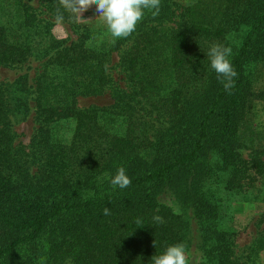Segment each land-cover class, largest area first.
I'll list each match as a JSON object with an SVG mask.
<instances>
[{"label":"trees","instance_id":"16d2710c","mask_svg":"<svg viewBox=\"0 0 264 264\" xmlns=\"http://www.w3.org/2000/svg\"><path fill=\"white\" fill-rule=\"evenodd\" d=\"M29 1L0 0V64L40 65L33 89L26 73L11 93L0 84V264H152L177 243L199 252L198 264H238L215 191L219 180L228 191L264 190V145L237 152L246 106L264 104V0H198L172 26L161 0L157 16L146 10L117 39L126 89L111 90L110 107L86 109L77 100L104 94L113 50L85 33L56 39L57 10L70 26L76 19L59 0ZM213 43L232 48L231 94L211 68ZM29 95L37 129L24 153L12 114ZM121 166L131 178L123 189L110 182ZM258 236L247 261L264 250Z\"/></svg>","mask_w":264,"mask_h":264},{"label":"rangeland","instance_id":"374dc122","mask_svg":"<svg viewBox=\"0 0 264 264\" xmlns=\"http://www.w3.org/2000/svg\"><path fill=\"white\" fill-rule=\"evenodd\" d=\"M198 0H170L171 11L173 18L168 26L179 20L181 8L189 4H194ZM39 0H30L28 5L38 8ZM95 5H92L83 13L85 19L76 20L75 26H70L64 22L55 25L52 29L53 36L58 40H63L70 44L83 38V33L92 36L93 42H105L113 50L111 61L109 63L110 82L104 94L99 96L83 97L77 100V108H107L113 104L111 90L114 88L126 89L127 82L124 78L123 70L120 66V57L122 51L126 49L124 44L117 45V38L111 36L107 26L102 18L98 17L95 11ZM168 24V23H166ZM245 30H241L232 36L231 44L238 46L242 41ZM82 35V36H81ZM116 44V45H115ZM24 67V68H22ZM40 71V65L30 59L24 66H6L0 64V84L4 85L11 91L16 87V83L20 76L26 75L29 78L27 83L33 89V84L36 82V76ZM30 93V90L28 91ZM27 107L20 108L12 114V130L15 139L13 146L17 149H22L24 153L28 151V146L33 137L37 124L35 121L34 104L30 101V95L26 99ZM245 117L246 121L241 127L239 137L237 139V152L244 158L252 155L254 149L264 145V104L258 102H250L246 106ZM148 119V118H147ZM157 124V122H155ZM69 123L64 125L62 131H68L71 127ZM246 145V147L243 146ZM210 164L213 167V172L220 169L221 163L218 156L210 158ZM212 184L215 185V179H212ZM217 195L223 199L221 201L219 225L225 230L232 242L234 243V257L238 264H264V250L259 252L255 257H251L247 261L249 247L258 238L259 234L264 231V190L261 184L257 188L247 192H239L238 190H224L219 180V186L216 187ZM210 182L205 187V190H212ZM188 255V264H198L200 262L199 252L192 248L186 249Z\"/></svg>","mask_w":264,"mask_h":264},{"label":"clouds","instance_id":"9594fccd","mask_svg":"<svg viewBox=\"0 0 264 264\" xmlns=\"http://www.w3.org/2000/svg\"><path fill=\"white\" fill-rule=\"evenodd\" d=\"M59 3L77 21L85 19L83 13L95 5L98 17L103 19L111 36L117 39L131 35L144 19L146 10L151 12L152 16H157L161 6V0H59ZM63 20L64 15L58 9L55 21L60 24ZM207 56L217 78L223 84L224 89L231 94V90L235 87L234 78L238 76L230 59L232 48L213 43ZM110 182L113 187L118 186L123 189L131 184V178L126 174V169L121 166ZM103 214L110 215V209L105 207ZM154 219L162 221L159 216ZM137 223L139 224L140 221L137 220ZM151 261L152 264H188L186 245L184 243L170 245L162 254L153 256Z\"/></svg>","mask_w":264,"mask_h":264}]
</instances>
